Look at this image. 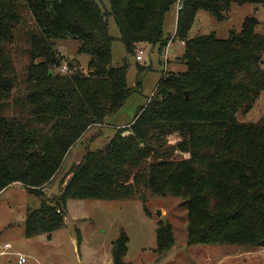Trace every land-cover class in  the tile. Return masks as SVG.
I'll use <instances>...</instances> for the list:
<instances>
[{"label":"trees","instance_id":"16d2710c","mask_svg":"<svg viewBox=\"0 0 264 264\" xmlns=\"http://www.w3.org/2000/svg\"><path fill=\"white\" fill-rule=\"evenodd\" d=\"M101 1L0 0V193L21 184L42 198L41 208L27 211L26 236L50 240L66 225L69 200L138 199L148 214L150 191L181 200L190 246L264 247V121L236 117L252 111L264 92V33L248 17L228 39L212 33L186 41L198 12L222 21L234 4L260 6L264 0H184L175 36L186 44L187 71L164 77L134 121L105 148L87 151L60 195L46 196L72 149L132 95L128 65H112L109 18L129 55L142 44L162 49L170 43L164 22L177 0H109L110 9ZM22 3L36 28L26 33L30 63L21 81L11 46ZM68 37L90 56L88 72L60 56L57 41ZM63 60L68 73L56 71ZM146 70L139 65L140 73ZM158 226L157 252L164 257L175 236L171 224ZM128 241L121 232L113 243V264H128Z\"/></svg>","mask_w":264,"mask_h":264},{"label":"rangeland","instance_id":"374dc122","mask_svg":"<svg viewBox=\"0 0 264 264\" xmlns=\"http://www.w3.org/2000/svg\"><path fill=\"white\" fill-rule=\"evenodd\" d=\"M23 4L16 6L22 20L15 29V41L11 46L18 79L21 81L30 63L26 33L36 28L29 9ZM101 4L110 9L109 0H102ZM177 13V6L174 4L165 17V38L170 39L168 47L161 49L159 45L149 44L138 46L137 51H144L141 62L136 59L138 52L136 55L127 53L114 18H109L110 35L115 39L112 45V65H128L127 82L132 95L116 115L106 119L104 126L92 128L86 138L74 147L48 187L49 200L58 196L59 188L62 189L63 182L68 181L72 166L87 151L105 148L114 139L118 129L126 128L134 121L139 109L148 105L164 77L187 71V66L182 61L186 44L175 36ZM225 16L224 20L219 21L209 12H198L186 41L212 33L219 39H228L231 31L242 30L248 17L256 19L257 32L264 33V5L234 4ZM22 22H26V25ZM80 44L77 39L68 37L57 41L56 49L63 59L77 61L82 70L88 72L90 56L79 53ZM65 60L63 69H57V72H69ZM139 65L147 67V70L140 73ZM13 110L14 108L9 113L12 114ZM236 117L240 122L264 121V92L252 111L247 114L238 113ZM125 134L128 135L129 132ZM146 196L148 214L144 203L138 199L83 200L82 204L86 208L81 207V203H76L78 206H72L68 219H78L76 226L81 231L82 242L78 241L80 231L72 225L68 231L64 228L60 231V245L53 246L45 239L26 236L25 214L30 209L41 208L42 198L28 192L21 184H13L0 193V254L6 243L12 246L8 254L0 255V264H19L18 254L27 258V264H113V243L118 240L121 232H125L129 238L124 257V262L128 264H264V247L222 242L188 245V213L186 208L180 206L181 200L158 197L150 191H146ZM158 211L162 212L161 217L158 216ZM160 221L171 224L175 236L174 247L164 257L157 252L156 232Z\"/></svg>","mask_w":264,"mask_h":264},{"label":"crops","instance_id":"0c3cea01","mask_svg":"<svg viewBox=\"0 0 264 264\" xmlns=\"http://www.w3.org/2000/svg\"><path fill=\"white\" fill-rule=\"evenodd\" d=\"M178 14L179 13H177V18H178ZM104 126V125H103ZM88 133H89V131H88ZM88 134H86L85 135V137L78 143V144H80L85 138H86V136H87ZM74 149V148H73ZM73 149H72V151H73ZM71 151V152H72ZM81 159H82V157L80 158V161H81ZM80 161H78V162H76L75 164H78ZM69 179V178H68ZM54 181V180H53ZM52 181V182H53ZM51 182V183H52ZM50 183V184H51ZM66 183H67V181L65 182V184L62 186V187H64L65 185H66ZM49 184V185H50ZM49 185L44 189V192H45V194L47 195V197L49 198V196H48V192H49V189H48V187H49ZM61 191H62V189H60L59 188V192L57 193V195H60L61 194ZM56 196V195H55ZM76 203H81V207H84V208H86V205H83L82 203H83V200H69L68 201V204H67V217H66V225H65V227H63L64 229H66L67 231H68V229L72 226V225H75L76 226V223L78 222V219H68V218H70V216H69V214L71 213V211H72V206H75V207H77L78 206V204H76ZM26 215H27V212H26V214H25V219H26ZM67 227V228H66ZM63 228L62 229H59V230H57V231H55L53 234H52V238L49 240L48 239V237H47V235L46 234H44V235H40V236H37V237H34V238H41V239H45V241H47L49 244H51V245H56V244H59L60 245V231L61 230H63ZM76 229H78L79 231H80V229H79V227H77L76 226ZM80 235H81V231H80ZM81 242H82V238H81ZM6 244H8V243H6ZM2 253V252H1ZM1 256H2V254H0ZM111 258H112V254H111ZM27 264V263H26Z\"/></svg>","mask_w":264,"mask_h":264},{"label":"built area","instance_id":"2783aa9c","mask_svg":"<svg viewBox=\"0 0 264 264\" xmlns=\"http://www.w3.org/2000/svg\"><path fill=\"white\" fill-rule=\"evenodd\" d=\"M183 2L184 0H177L176 1V6H177V10H178V13L180 12V10L183 8ZM185 44V42H183ZM138 54L136 56V59L138 62H141L143 61V56H144V51L143 50H139L137 51ZM66 70V69H65ZM12 248V246L10 244H6L4 246V250L2 251V255H6L8 254V251ZM19 256V264H26L27 263V258L22 255V254H18Z\"/></svg>","mask_w":264,"mask_h":264},{"label":"water","instance_id":"95a60500","mask_svg":"<svg viewBox=\"0 0 264 264\" xmlns=\"http://www.w3.org/2000/svg\"><path fill=\"white\" fill-rule=\"evenodd\" d=\"M186 96H187V93H186ZM158 216H159V217L162 216V212H161V211H158Z\"/></svg>","mask_w":264,"mask_h":264}]
</instances>
